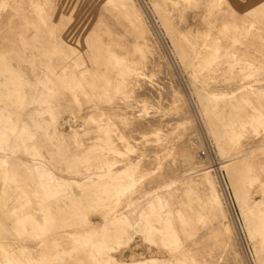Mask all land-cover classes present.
<instances>
[{
	"label": "bare ground",
	"instance_id": "6f19581e",
	"mask_svg": "<svg viewBox=\"0 0 264 264\" xmlns=\"http://www.w3.org/2000/svg\"><path fill=\"white\" fill-rule=\"evenodd\" d=\"M160 1L264 264V0ZM191 107L135 0H0V264H249ZM89 132L102 153L64 154ZM41 141L98 165L64 171ZM137 235L148 253L125 256Z\"/></svg>",
	"mask_w": 264,
	"mask_h": 264
},
{
	"label": "rangeland",
	"instance_id": "374dc122",
	"mask_svg": "<svg viewBox=\"0 0 264 264\" xmlns=\"http://www.w3.org/2000/svg\"><path fill=\"white\" fill-rule=\"evenodd\" d=\"M136 3L138 4V6L141 8V12L142 15L144 17V20L147 24V26L149 27L150 31L154 34V36L156 37V40L158 42V45L160 46V48L162 49V52L164 53V55H166V57H168L169 61L171 62L172 66H173V71L176 72V74L180 77V79L182 80L183 83V87L184 90L186 92V94L188 95L190 101H191V105H192V111L194 113V117H195V122H197L199 128L202 130L203 132V136L200 137L202 140L205 141L206 146L204 147V153L210 155V161H209V165L213 166L212 168H214V170L212 171L214 178L217 182V186L218 189L222 195V197L224 198V201L226 203V211H227V216H228V221L232 224L233 229L238 237L239 240V246L240 249L243 253L244 256H246V258L249 261V264H257L255 262V255H254V247H253V242L251 241V239L248 236L247 233V228H246V224H245V220L243 217V214L241 212V209L239 207V202L237 200V197L235 195V190L234 187L231 183V180L228 176V173L225 169H220L218 168V162L222 161L223 158L221 157V155L219 154L218 151V146L213 138V134L209 133L207 131V127L204 121V117L201 114V104H200V100L198 99V95L196 92H193L191 90V88L188 86L187 82L185 81L184 77H183V63L181 61V56L178 54V51L176 50V47L171 39V36L167 33L163 22H162V17L161 15H163L165 13V8L163 6V3L160 0H135ZM242 5H249V3H245L243 1H241ZM254 2L252 1L251 4H253ZM198 14L199 13H195L194 11L190 10L189 13V19L191 21L192 25H199L198 20ZM176 19V17L174 18V20ZM178 19V18H177ZM179 20V19H178ZM27 55V54H26ZM28 56V55H27ZM62 119L60 120L59 123V127L62 131H65L66 133L70 131L71 128V124L68 121L69 119V113H65L62 115ZM132 117V116H131ZM130 119V120H129ZM129 119L127 118L125 120L124 123V127L126 126L127 128V124L128 121L129 123H131V121H133L130 117ZM67 124V125H66ZM130 126V127H129ZM129 128L132 127V123L131 125H128ZM126 128L123 129V132L125 134V136L132 141L133 144V153L137 154L140 153V148L143 146V144L141 142H137L139 140H136L135 137H141V134L138 132L133 131V133H131L132 131L127 128V130L129 132H127ZM126 131V132H125ZM89 134V135H88ZM87 135H84V139H83V144L82 145H76L75 142H71L68 144L63 145L62 150L64 151L65 155H78L79 151H82L84 149H86L83 153L89 157V155H92L95 149L97 152H101L102 150L100 149L99 146H93V142L94 139H92V132H89ZM101 134V137H106L104 134ZM98 134V135H99ZM147 137V135H146ZM87 141V142H86ZM85 142V143H84ZM39 146H41L43 148V150H47V152H45V155H52L54 156V158L50 159L51 163H58L60 162V164L62 165V169L64 171H69V170H83L85 171V169L87 168H91L93 167V165H98V164H92L90 162L88 163H71L69 161H67L66 159L63 160V156L61 155V153H59L58 151H55V146L53 144H48L45 147V144L43 143V141L39 142ZM127 143H122L121 144V148L124 149V153L125 156H127ZM165 146V140L163 139V141L159 142L157 145V149L158 150H162ZM84 148V149H83ZM48 150L52 151L53 153L51 154V152H49ZM59 159H62L59 161ZM251 165V163H250ZM150 167H154L151 171L153 176L156 177H160L163 174L162 168L160 166H154V164H151ZM152 175H150L148 177L149 179H152ZM147 185H149V182L147 181ZM238 188L245 193L248 196H253L255 198H258L259 196H261V190L260 188L257 186V184H252L250 185L248 182L243 183L241 181H238L237 183ZM28 188H30V185H27ZM75 191L76 192H80L79 187H75ZM77 200V199H76ZM103 211L101 210H89L88 211V216L89 218H91V220L93 222H97V221H102L103 218ZM138 241V242H137ZM137 243H142V245L138 246ZM137 245V246H136ZM147 243L143 242L141 239L140 235H137L135 240L131 243L130 246L128 247H123L122 249V253H124V255L129 254L131 250H143L145 254L148 253L147 250ZM125 250V251H124ZM137 250V252H138ZM125 255V256H126Z\"/></svg>",
	"mask_w": 264,
	"mask_h": 264
}]
</instances>
